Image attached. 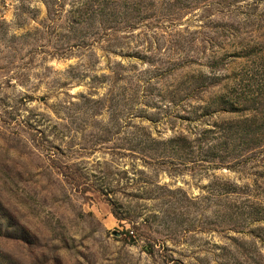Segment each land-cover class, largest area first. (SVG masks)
I'll use <instances>...</instances> for the list:
<instances>
[{
    "label": "rangeland",
    "instance_id": "374dc122",
    "mask_svg": "<svg viewBox=\"0 0 264 264\" xmlns=\"http://www.w3.org/2000/svg\"><path fill=\"white\" fill-rule=\"evenodd\" d=\"M243 125L264 0H0V264H264Z\"/></svg>",
    "mask_w": 264,
    "mask_h": 264
},
{
    "label": "trees",
    "instance_id": "16d2710c",
    "mask_svg": "<svg viewBox=\"0 0 264 264\" xmlns=\"http://www.w3.org/2000/svg\"><path fill=\"white\" fill-rule=\"evenodd\" d=\"M149 11V9H148ZM252 131V128L249 127V125H243L240 127V130L238 131V133H236V135H226L223 136V144L225 146V148L229 147V142L228 140L231 141H235V140H239L241 144H247L248 148H258L260 143H264V138H262L263 136L258 135L254 132L253 130V138L249 137L251 136L249 134V132ZM171 143H175V140H171Z\"/></svg>",
    "mask_w": 264,
    "mask_h": 264
}]
</instances>
